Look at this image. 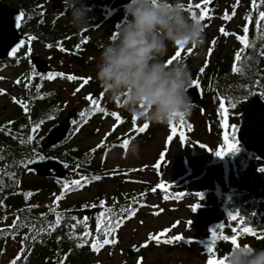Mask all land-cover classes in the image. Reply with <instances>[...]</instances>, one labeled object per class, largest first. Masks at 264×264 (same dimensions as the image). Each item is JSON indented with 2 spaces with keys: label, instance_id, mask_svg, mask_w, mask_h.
I'll return each instance as SVG.
<instances>
[{
  "label": "rangeland",
  "instance_id": "1",
  "mask_svg": "<svg viewBox=\"0 0 264 264\" xmlns=\"http://www.w3.org/2000/svg\"><path fill=\"white\" fill-rule=\"evenodd\" d=\"M44 1H49L50 3L48 8H46L49 12L51 4H57V0L53 2L52 0ZM191 2L195 5L196 3H201L202 0H191ZM218 2H220V6L217 8L216 5L214 9V11L216 10L215 15L217 18L212 21L205 19L202 22V24L211 22L210 26L205 28V43L202 49H193L190 46L183 49L170 48L167 59H170L175 51L180 50L181 57L177 60L184 59L186 63H189L194 59L193 66L196 67L201 64L199 72H201L202 68L204 72L208 67H214L217 62L226 57L230 41L223 37L215 46L212 47L210 45L213 36H220L219 27H227L226 21L222 17L225 13L229 14V0H217V4ZM188 3L189 0H185V5ZM207 5H205L206 8ZM196 11L199 14V10ZM185 12L189 14L187 11ZM211 13L213 14V12ZM209 15L211 14L209 13ZM123 19L124 13H121L109 23L107 28L91 33L93 40L98 39L103 32L106 33L107 31L111 32V36L117 24ZM238 26H241V21L235 19L231 23L232 31L238 33ZM248 26L250 34L251 23ZM104 41L107 42L106 39ZM210 48L212 51L209 54ZM33 50L49 61L52 74L57 75L54 79L39 81L32 76L34 69L29 66V69L25 72L24 81L26 87L18 90L16 89V83L22 78L20 69L9 72L8 77L14 85V91H12L9 99L0 97V121L12 114L16 103L28 104L32 99V86H38L40 82H43L48 90L59 91V95L64 101L62 104L63 115L73 108L81 113L86 107L92 106L86 97H94L95 87H99V85L94 79L95 66L88 68L85 63L88 61L96 63V57L98 56L85 55L83 57L85 62L80 63L81 65L76 62L69 65L57 58L55 48H39L34 45ZM207 58H209L208 62L205 61ZM74 60L79 61L76 57H74ZM176 61H173V63ZM77 67L81 68L82 72H79ZM64 72H68V76H76L77 79L75 81L72 80L70 83H61L59 80L60 75L58 74H63ZM80 77L88 79L89 82L87 84H90L92 88L94 87L93 91H91L92 88L87 89V84H83L84 79L82 80ZM199 79L197 78L196 81H199ZM205 98L206 101L211 99L209 96ZM98 102L108 116L97 114L86 119V122L77 125L66 147H76L83 152H88L97 168L103 173L102 177L96 180L94 185L89 186L85 190L81 189V191L64 199V203H74L75 207L73 209H86L87 207H92V205H97V209L101 212L111 208H114L115 211L121 209L130 210L127 213H123L120 218V226L115 229L112 235L107 237L109 240L114 239L116 242L103 245L98 251L93 250V243H91L90 249L84 253L86 257L85 264H208L210 254L207 250V245L212 233L209 231V226L206 225L205 221L207 209H203L204 206L198 203L199 200H196L193 194L207 192V194L202 196L203 199H209L211 194L217 192L216 188L213 189L212 173L208 168L210 161L214 162L220 158L215 155V151L225 146L223 144H220L221 147L219 144L216 145L217 142L215 143L213 139L214 129L211 126L212 120L210 116H218L217 110L208 107V104L204 112L195 107L191 116L184 118L186 124L190 126V130L187 126L181 128L177 126L176 135L169 141L168 137L172 135L170 124L167 126L148 125L144 132H138L137 129L145 123L134 121L120 107L118 102H112L105 94ZM113 112L120 116L122 123L111 115ZM220 122H222V118L219 117L215 125L218 126ZM29 126L26 124L27 128ZM48 130L49 127H42L40 135ZM120 137H127L129 140L127 149L122 146L123 143L118 142ZM130 144L138 146V151L135 155L129 151ZM98 145L102 146L98 147ZM185 145L193 150L194 161L189 160L183 151ZM62 149L51 150L45 155L52 156L53 153H60ZM162 152L164 153L163 158H161ZM221 159L223 171L227 175V158L224 156ZM159 162H165V171L161 177L157 176V167H155ZM197 170L203 173L201 180L192 182L187 188H171L172 184L188 175L191 176ZM16 179L20 181L19 184L26 185L35 182L38 178L34 175H28L24 167L22 170L19 169ZM0 180L2 185L7 181L6 178ZM73 180L77 179L74 175H71L64 184L68 183L70 185ZM153 188L157 190L153 192ZM63 190L64 186L59 187L56 192L54 191L53 196L52 194L36 196L34 204L40 205L41 208L46 206L56 207L57 205L54 201L57 196L61 195ZM140 194H143L141 200L137 203V208H133L132 199ZM175 195L180 196L181 199L180 197L179 199L176 198ZM103 196L109 199H113V197L115 199L119 198L121 201H116L115 199L113 201H105L101 199ZM166 196L168 197L167 199L165 198ZM62 201H59V205L62 204L64 206L65 204ZM102 201L104 203L103 208L99 207ZM157 212H159V215L156 214ZM98 215L99 212H96L89 216L80 215L79 218L84 221V218L88 217L87 221L84 222L87 226L93 228L94 226L92 225ZM5 216L3 212H0V229L8 226L11 222L10 218ZM123 218L124 220H122ZM174 224L177 226L173 227ZM187 224H193L196 228L186 229ZM167 229H171L165 233L167 238L182 236L183 240H173L172 243L159 244L154 240H149V236L159 234ZM88 230L92 232L91 235L94 234L91 228ZM144 244L147 246L141 249ZM238 245L254 247L249 242L247 244L240 242ZM132 247L139 249L140 253L127 257L126 251ZM24 249L25 245L23 246L21 240L13 239L9 241L6 245L5 255L0 256V264H8L9 261L16 259ZM119 251H122V253ZM212 258H217L216 253L212 255ZM32 263L37 264L34 261Z\"/></svg>",
  "mask_w": 264,
  "mask_h": 264
},
{
  "label": "trees",
  "instance_id": "2",
  "mask_svg": "<svg viewBox=\"0 0 264 264\" xmlns=\"http://www.w3.org/2000/svg\"><path fill=\"white\" fill-rule=\"evenodd\" d=\"M248 4L246 9L247 15L252 17L250 28V50L254 46L258 47L259 43H264V21H261L259 31L255 27V21L258 18V12L252 5V0H244ZM259 3V11H264V3ZM55 34H59V31H55ZM55 39V37H53ZM54 41V40H53ZM91 50V48H90ZM194 59L187 63L192 73V81L197 78L201 79L204 93H215L217 96H221L225 90V84L228 74L230 73V60L229 57L223 58L217 62L214 67H208L204 72H199L201 65L193 66ZM248 63V65H247ZM243 70H251L253 61L249 59ZM36 74L35 72H33ZM250 73V72H249ZM25 77L20 80L18 90L24 89ZM41 84V85H40ZM97 92L93 95L94 99H101L104 96L103 91ZM42 97V98H41ZM215 104L218 105L219 98L213 95ZM31 101L26 104L27 111L23 104L16 103L12 114L6 117L3 121H0V179L6 178L5 183H0V212H3L8 218H11V222L8 226L0 229V244L3 241H9L13 239L21 240L25 249L19 255L20 259L16 260V264H33L32 261L37 264H45L46 262L56 261L58 264H85L86 257L85 251L90 249L91 243L95 240H102L105 238L102 235L103 230L107 227V218H112L113 223L116 219H120L123 213L120 210L112 209L113 213L106 214L105 218H102L100 223V231L97 229L98 217L94 221L93 228L87 226L86 223L76 215H68V211H75L74 203L65 204L64 199L68 198L72 194L85 190L91 185L95 184V177H102V172L94 163L88 152H83L76 147H66L71 134L75 131L77 125L82 123L79 116L78 124L73 126L70 130V134L66 141L59 147L63 148L60 153H53L52 156L58 158L62 163L72 172L77 180H82L83 177H87V182L82 181L81 186L75 187L69 185L70 190L61 192L63 194L62 202L64 206L59 205L56 207L46 206L41 208L40 205L34 204L35 197L39 195L52 194L64 186V182H58L51 179L38 178L35 182L23 185L19 184L20 181L16 179L19 169L26 168L27 163L34 158H41L45 153L41 152L37 142L30 143L28 141V131L32 126L39 123L40 128L47 126L49 129L57 124L61 119L63 99L59 95V91L48 90L43 82H40L36 87V91L31 95ZM93 106L86 107L83 112H88L86 119L91 118L97 114L108 116L105 113L90 112L89 110ZM51 117V118H49ZM42 121V123H41ZM26 124L30 125L28 128ZM174 124L181 128L180 120L174 121ZM188 145H190L188 143ZM183 151L189 160L194 161L195 155L192 149H189L187 145L184 146ZM40 154V155H38ZM42 154V155H41ZM208 168L212 173L213 185H217L221 182L220 176L223 174L222 159L219 158L216 161H210ZM28 175H34L26 171ZM244 178V173H241V180ZM1 181V180H0ZM249 183V179L246 180ZM238 183V181H235ZM259 180L253 183V187L249 186V190L240 185L236 192L230 194V188L226 189L223 185V190L217 195L214 193L210 195L209 199H203L207 203L215 202L217 204V224H224V229H218L217 239L215 241L216 259H222L234 248L231 243L233 236H236L237 243H243L244 240H248L256 248H264V241L259 240L256 236L249 234H238L232 231L235 227L239 229L241 225L236 221L228 220V215L224 214L222 204L224 202H233L234 206H228L227 210L230 213H236V210H243L246 212H252L256 208L257 197H255V189L259 185ZM245 183V182H244ZM243 183V184H244ZM250 185V184H249ZM3 188V189H2ZM59 192V191H58ZM31 193V196H27ZM145 194V193H144ZM48 195V196H50ZM143 194L133 197V208H137V203L141 200ZM105 196V195H104ZM102 197L105 201H113L115 199H109ZM197 196V194H193ZM179 199L180 196L175 195ZM181 199V197H180ZM60 200V201H61ZM116 201H121L119 198ZM230 209V210H229ZM130 210V209H129ZM232 211V212H231ZM57 215L60 217V223L56 225ZM5 216V217H6ZM242 216V215H240ZM250 221L246 223L247 227L254 230L255 222ZM80 221L81 223H77ZM15 223V227H10ZM93 230V235L86 236L84 239L80 237L85 232L91 233L88 229ZM228 237L227 240L222 237ZM83 245L78 247L77 245Z\"/></svg>",
  "mask_w": 264,
  "mask_h": 264
},
{
  "label": "flooded vegetation",
  "instance_id": "3",
  "mask_svg": "<svg viewBox=\"0 0 264 264\" xmlns=\"http://www.w3.org/2000/svg\"><path fill=\"white\" fill-rule=\"evenodd\" d=\"M53 1H56V0H52V2ZM113 1L114 0H81V3L86 7L87 14L90 17V22L86 28L77 29L70 22V16L66 13V10L63 8L62 0H57V4H54V5L51 4L50 12L48 11V9H46L50 5L49 1L0 0L1 4L8 6L12 10L20 11L21 14H23L22 15L23 18L18 28L20 35L23 37L29 36V37L35 38L29 42L22 44L19 48H17L15 55H12L9 59L0 60V97L9 99L11 98L12 91H14L13 90L14 85L12 81L10 80V78L8 77L9 72L15 69H20V74L22 77L21 80L25 77V72L27 69H29V66H31L34 69L33 72L36 73L34 65L31 63V59L33 57H38L44 60L51 69V73L48 75H52L51 64L49 63V61L45 60L43 56H40L36 52H34L33 50L34 45H36L39 48H55L57 52V58H60V60H63L65 63H68L69 65H71L73 62H76L77 64L81 65L80 63L85 62V59H83L85 55H90L92 57L93 55L99 56L101 45L106 43L104 40L105 39L108 40V37L110 36L111 32L110 31H107L106 33L103 32V34L98 39H95V40H93L91 33H96L98 32L96 30L107 28L109 23L112 20H114L117 16H119V14L124 13V8H119L113 11L109 10L110 5ZM213 1H216L213 8L211 9L209 8L210 3L207 5L209 13L211 14L210 15L211 20L207 19V21H212L214 20V18L215 19L217 18L215 15L216 10L214 11V9L216 5H217V8L220 6V2H218L217 4V0H213ZM247 7H248V4L244 2V0H239L238 4H237V0H229V14L228 15L231 16L233 11H235L236 14L235 16H232L230 20H225L227 27L224 29L227 32L235 33V31H232L231 29V23L235 19H239L241 21V26L237 27L239 31L238 33H235V34L243 36L242 29L247 22L245 20V17L248 16L246 12ZM210 11L213 12V14ZM204 24H207V28H208L211 22H204ZM220 29L221 27H219L218 29L220 36L218 37L213 36L210 45L212 47L215 46L217 43L221 41L223 37L227 41H230L229 49L226 55V57H229V60H230V73L228 74V77H227V81L225 84V90L221 96H217L213 92L206 94L204 93L203 86L201 84L203 101H205L206 104H208V107L210 108L212 107L215 110H217L219 114L218 116L217 115L210 116L212 120L211 126L214 129L213 139L215 143L217 142L216 145L219 144V146L220 144H223V145L226 144L224 137H225V132L228 131V125H233L238 129L240 114L242 113L243 109L248 103L249 98L251 97L248 95V93L256 92V89L260 87L261 81H264V55H262V53H264V43H259L257 48L253 46L251 50H250V47L244 50V52L242 53V58H246V59H242V63L246 65L247 61L251 59L254 64L252 66V69L249 71L247 69V70H243L241 73H235L232 71L233 64L235 62L234 60L235 54L237 51H240L243 48V45L241 44L239 40L236 39V36L234 35H228V36L222 35L220 33ZM56 30L59 31V34H55ZM53 37H55V39H53ZM249 40H250V34L248 33V41ZM213 41H216V43L213 44L212 43ZM61 48H63L64 51H61ZM73 56L76 57L79 61H75ZM81 59H83V61H81ZM208 60L209 58H207L205 61L208 62ZM85 66L90 68V66H95V63L88 61L85 63ZM77 70L79 72L80 71L82 72V69L79 67H77ZM33 72H32V76L34 78L38 79L39 81L44 80V78L42 77H44L45 75H39L38 73L34 74ZM63 74H64L63 77L61 76L59 77V80L61 81V83L62 82L63 83L72 82V80L67 79V76L69 74L68 72H64ZM80 79L83 80L85 79V77L84 78L80 77ZM199 82L201 83V79H199ZM19 83H16V87L19 86ZM34 87L36 91L37 86H32V90ZM86 87L87 89L92 88L90 84H87ZM93 88L91 91H93ZM95 88L98 89L99 92L103 91L99 87H95ZM96 89L94 90L95 91L94 95L97 92ZM260 90L264 92V88H260ZM213 95L218 97L219 98L218 101H223L228 107V112L226 114V117L220 116L221 115L220 104L219 103L218 105L215 104V100H214L215 97H213ZM206 96L211 97V99L206 101V98H205ZM258 96L262 98L260 94H258ZM262 99L264 100V98ZM196 108L199 109L201 112H204L207 109L205 108L202 111L201 107L196 106ZM67 112L65 113V115H62L59 122L63 118H65ZM219 117L222 118V122H220L219 125L216 126L215 123L216 121L219 120ZM78 120H79V111L77 110V116L71 122L72 127L75 126L73 124V121L78 122ZM262 133L264 136V132ZM44 134H42L37 139H35L34 142L38 143L39 139L42 136H44ZM259 134L260 133L256 131L254 134H251V135L259 136ZM244 135L245 134H240L239 136L238 131H237L236 136L239 141V151L235 153H229L228 155H226V158L228 161V168L226 171L227 175L223 171V174L220 176L221 182L218 183L217 185H213V189L215 188L217 189V192H215L216 194L214 193L215 195H217V193L223 190V185H224L226 189L230 188V194H232L233 192H236V190L239 188L238 186L242 185L244 186V188L246 187L249 190V186L253 187V183L259 180L258 182L259 185L257 187H254L255 197L258 198L256 199L257 200L256 208L252 212H246L243 210H236V212H238L239 215H242L240 217H242V219L247 223L250 221V216H253L251 221L255 222L256 224L255 227L253 228H254V231L258 234L257 238L259 240L264 241V238H259V234L261 232H264V170H261V169H264V162L261 161L257 155L249 153L242 148L243 142L241 140L243 139L240 137L241 136L245 137L246 135L245 136ZM251 139L255 140L257 139V137H252ZM42 156L44 157L45 154ZM36 159H41V158H36ZM242 172L244 173L243 180L245 183L240 181ZM202 175L203 173L199 171V174L196 180H201ZM191 176L188 175L186 177H191ZM248 179L250 180L249 183L248 181H246ZM196 180L190 181L183 188H187L192 182H195ZM236 180L238 181V183L235 182ZM194 194H197L196 200H199L198 203L204 206L203 209H207V215H206L205 221H206V225L209 226V231L212 233V231L216 229L218 233L219 227L217 224L218 222L217 221V216H218L217 204L215 202L207 203L206 201L200 198H197L198 196H200L201 193H194ZM205 194H207V192L203 193L202 195H205ZM230 205L232 208V206H234L233 202H231V204L229 202H224L222 204L223 209H224L223 211L224 214L228 215L230 213L227 210L228 206ZM95 208H98V207H95ZM82 209L83 208L81 209L75 208V210H82ZM86 209H93V208L87 207ZM97 212H99V214L101 213L100 210ZM233 214L235 213L233 212ZM80 215H83V214H77L76 216L79 217ZM122 220H124V218ZM187 227L196 228V226L193 224H187L186 229ZM211 237L212 235L210 236V241L208 242V245L212 242ZM9 241L8 240L3 241L0 244V256L5 255L6 245ZM248 242H249L248 240H244V243L247 244ZM237 244H239V242ZM141 249L143 248L141 247ZM119 252L122 253V251H119ZM139 253H140V250L138 249L137 254ZM213 253H216L215 245L213 247ZM126 256H127V251H126ZM12 261L11 262L9 261L8 264H12Z\"/></svg>",
  "mask_w": 264,
  "mask_h": 264
},
{
  "label": "clouds",
  "instance_id": "4",
  "mask_svg": "<svg viewBox=\"0 0 264 264\" xmlns=\"http://www.w3.org/2000/svg\"><path fill=\"white\" fill-rule=\"evenodd\" d=\"M62 5L74 27L89 25L81 0H62ZM185 6V0H129L124 19L101 45L94 79L134 121L167 126L190 117L196 106L188 64L167 59L170 48L202 49L205 43L204 25ZM129 151L135 155L138 146L130 144ZM225 257V264H264V248L242 245Z\"/></svg>",
  "mask_w": 264,
  "mask_h": 264
},
{
  "label": "water",
  "instance_id": "5",
  "mask_svg": "<svg viewBox=\"0 0 264 264\" xmlns=\"http://www.w3.org/2000/svg\"><path fill=\"white\" fill-rule=\"evenodd\" d=\"M129 3V0H114L110 5V11L123 8L124 5ZM216 1H212L209 4V8H213ZM23 16L20 11L12 10L8 6L0 3V60L9 59L12 56L13 49H17L21 46V42H29V36L23 37L20 35L18 28ZM31 63L34 65L36 73L39 75H48L51 73L49 65L42 59L38 57H33ZM199 82V81H198ZM35 91V87L33 88ZM192 101L196 106L201 107L202 111L206 108L207 104L203 101L201 83L199 82V87H194L192 85L189 91ZM195 106V107H196ZM77 116V110L71 109L67 112L65 118H63L58 124L52 126L39 141V149L43 153H47L55 148L61 146L70 134L72 128L71 122ZM32 128L28 131V138L32 137L31 142L33 143L35 139L41 136V128L33 133ZM260 133L259 136H252L255 132ZM264 100L258 96L256 92H253L248 100L247 105L243 109L239 118L238 134H245V137H240L243 140L242 148L252 154L258 156V158L264 162ZM252 137H257V139L252 140ZM127 137H120L118 142L123 143V140ZM163 164V167H157L156 173L158 177H161L165 171V162H159ZM26 171L33 173L36 177L42 179H51L58 182H65L72 172L56 157L45 155L43 159H32L26 165ZM199 171L191 177H185L180 179L178 182L171 185L173 189H181L185 187L190 181L196 180ZM98 211L97 208L93 209H82L75 211H68V215L83 214L89 216ZM192 227H187L191 229ZM146 244L142 246L145 248ZM138 249L135 247L129 248L127 250V257H132L137 253ZM45 264H58L56 261L46 262Z\"/></svg>",
  "mask_w": 264,
  "mask_h": 264
},
{
  "label": "snow or ice",
  "instance_id": "6",
  "mask_svg": "<svg viewBox=\"0 0 264 264\" xmlns=\"http://www.w3.org/2000/svg\"><path fill=\"white\" fill-rule=\"evenodd\" d=\"M211 3V0H202L201 3H196L195 5H193V3L191 2V0H189V3L185 6V11H187L190 16L192 18H198V21L199 22H203L205 19H210V15L208 13V9L205 7V5ZM239 3V0H237V4ZM260 3H264V0H260ZM252 5L253 7L257 10L258 12V18L256 19L255 21V27L257 29V31H259L260 29V26H261V21H264V11H259V3L257 2V0H252ZM196 10H199V14H197V11ZM235 11L232 12L231 16L228 15L227 13L224 14V16L222 17V19L224 20H230L232 18V16H235ZM23 15V14H21ZM245 20L248 22L245 24V26L243 27L242 31H243V36H240V35H236L235 33H229L227 32L223 27H221L220 29V33L224 36H228V35H234L236 36V39L239 40L241 42V44L243 45V48L240 50V51H237L236 54H235V62L233 64V68H232V71L235 72V73H241L245 67V65L242 63V59H246V58H242V53L244 52L245 49L249 48L250 47V44H249V41H248V33H249V26L248 24L252 22V17L249 15V16H246L245 17ZM204 27L206 28L207 27V24H204ZM29 41H31L32 39H35L34 37H29L28 38ZM261 39H264V37H261ZM213 44L216 43V41H213L212 42ZM23 44V42H21V45ZM184 47L181 46L179 47L178 49H183ZM17 49H13L12 51V55H15ZM30 51V49H29ZM61 51H64L63 48H61ZM211 48L209 49V54L211 53ZM262 55H264V53H262ZM181 57V51L180 50H177L175 51L174 55L169 59V63H173V61H176L178 58ZM201 72H203V68L201 69ZM57 74H52V75H45L44 79H54L55 76ZM60 75L61 77H63L64 74H58ZM67 79L69 80H76L77 77L76 76H68ZM89 81L88 79H84L83 80V84H87ZM17 83H19V81H17ZM192 85L194 87H199V82L196 81V80H193L192 81ZM260 88H264V81H261V84H260V87H258L256 89V93L260 94V96L262 98H264V92H262L260 90ZM77 91H79V89H77ZM253 93L252 92H249L248 95L251 96ZM42 98V97H41ZM87 100H89L91 102V105L93 106L89 111L90 112H100V113H105V110L100 106L99 102L97 99H94L92 96H88L86 97ZM218 103L220 104V109H221V116L222 117H226V114L228 112V107L226 106V104L223 102V101H218ZM25 107V110L27 111V106L26 105H23ZM107 115V113H105ZM88 115V112H81L79 113V116L81 118V121L83 122H86V117ZM111 115L113 117H115V119L118 121V122H123L120 118L119 115H117L115 112L111 113ZM51 118V117H49ZM180 126L183 127V126H187L189 127V130H190V126H188L186 124V121L184 120L183 117H181L180 119ZM227 122V121H226ZM42 123V121H41ZM73 124L76 125L78 124L77 121H73ZM39 126L40 124L37 123L35 124V126L33 127L32 129V132L35 133L38 131L39 129ZM148 128V124H144L142 127H139L137 129L138 132H144L146 129ZM170 130H171V133L172 135H170L168 137V140L171 141L173 139V136L176 135L177 133V125L175 124H170ZM237 131L238 129L233 126V125H228V131L225 132V146L223 148H221L220 150H217L215 151V155L217 157H220V158H223L224 156L228 155L229 153H235V152H238L239 151V141L237 139ZM31 139L32 137H29L28 138V141L27 142H31ZM128 144H129V140L128 139H124L123 140V147L125 149H127L128 147ZM102 145H98V147H100ZM93 151H95V149H93ZM164 157V153L162 152L161 153V158ZM41 159H43V157H41ZM155 167H163V164L162 163H158ZM261 170H264V169H261ZM87 177H83L82 180H73L71 181V185L75 186V187H79L81 186V183L82 181L84 183L87 182ZM95 179H100V177H95ZM158 187H161L163 188L164 186H158ZM70 188H69V184L68 183H65L64 184V191L67 192L69 191ZM157 189L156 188H153L152 191L155 192ZM27 196H31V193H28ZM166 199L168 198L167 196L165 197ZM200 199H203V196L202 194H200ZM63 199V194H61L60 196H57L54 203L58 206L59 204V201ZM87 207V206H86ZM93 208L97 207V205H92ZM99 207L103 208L104 207V203L103 201L100 203ZM121 213L125 212V211H129V209H121L120 210ZM112 212V209H105V212H101L99 214V217H98V225H97V229L98 231H100V223L102 222V218H105L106 216V213H111ZM134 214V213H133ZM157 215H159V212L156 213ZM88 219V217H85L84 218V221L86 222ZM228 220H232V221H236L237 223H239L241 225V227L239 229L233 227L232 228V231L234 233H238V234H249V235H253V236H256L258 235L252 228L250 227H247L246 226V223L245 221L242 219V217H240L239 213L236 212L235 214L233 213H229L228 214ZM60 223V217L59 215H57V218H56V225L58 226ZM77 223H81L80 221H77ZM120 223H121V220L120 219H116L115 220V223H113V220L112 218H107V227H106V230H103L102 232V235L105 237L102 241V243L99 241V240H95L94 243L92 244V248L94 251H98L100 247H102L103 245H107L109 243H115L116 241L113 239V240H109L107 237L112 235L115 231L116 228H118L120 226ZM15 223L13 225H11L10 227H15ZM177 225H173V227H176ZM219 229H224L225 225L224 224H220L219 226ZM171 229H167L165 230L164 232H161L159 234H156V235H152V236H149V240L152 241L154 240L156 243H172L173 240L175 241H180V240H183V237L182 236H174L172 238H167L165 233L167 231H170ZM2 231V230H0ZM91 235V233H88V232H85L83 236H81L80 238L81 239H84L86 236H89ZM223 239L227 240L228 237H222ZM259 238H264V232H261L259 234ZM217 239V230L214 229L212 231V237H211V243L209 245H207V250L210 254V258L208 260V264H225V260H226V257L223 258V259H213L212 258V255H214L213 253V247H214V244H215V241ZM231 243L234 245V248L235 247H238L239 245L237 244V240H236V237L233 236V238L231 239ZM78 247H82L83 245H77ZM147 246V245H145ZM17 259H20L19 256H17L16 259H14L12 261V264H16V260Z\"/></svg>",
  "mask_w": 264,
  "mask_h": 264
}]
</instances>
